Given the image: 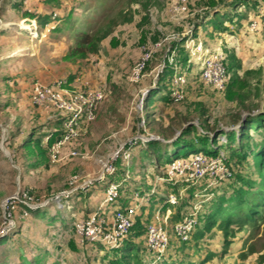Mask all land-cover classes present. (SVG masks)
Segmentation results:
<instances>
[{"label": "rangeland", "instance_id": "1", "mask_svg": "<svg viewBox=\"0 0 264 264\" xmlns=\"http://www.w3.org/2000/svg\"><path fill=\"white\" fill-rule=\"evenodd\" d=\"M176 2L0 0V238L11 235L7 243L0 245V264H23L24 258L31 262L40 258L41 264H111L113 261L264 264V208H259L264 206V195H260L264 190V168L261 169L260 160L250 152L240 163L235 155L237 143L231 144L234 152L220 148L221 155L217 157L228 169L230 160L228 165L233 166L234 173L229 181H204L206 184L203 182L199 190L176 186L168 194L180 197L178 206L167 205L168 194L159 188L154 195L147 196L155 185L152 179L165 177V168L154 165L160 153H165L170 161L176 158L189 161L195 154L212 149L211 141L194 154L188 155L182 150L178 157L173 155L176 147L171 143L189 125L197 126L198 130L184 134V140L200 147L198 139L209 136L216 137V144L223 145L230 131L240 130L245 118L264 112V0H187L184 4L187 9L180 15L172 11ZM235 10L243 17L234 16ZM216 11L222 18L218 22L230 16L237 18L238 23L226 22L223 25L226 30L218 27V22L211 24ZM39 16L48 17L46 25L36 20ZM130 16L133 20L129 22ZM69 18L80 32L95 33L98 37L107 34L98 52L68 59L77 34L64 26ZM250 20L260 23L255 30L246 29ZM23 47L25 52L12 57ZM144 49L152 50L153 55L136 80L134 76ZM217 54L224 58L232 80L231 89L226 86L228 82L224 88H218L201 78L203 61ZM179 77L186 81L181 88L183 98L179 102L171 98L169 102L168 94ZM58 78L68 81L67 88L76 89L72 92H84L88 88L101 90L104 99L95 120L76 140L64 146L60 162L50 161L31 171L27 163H35L37 156L28 158L26 140L34 137V142L42 141V147L47 149L49 136L55 130L60 136L62 130L53 112L33 105V86L50 84ZM245 78L249 84L243 88ZM152 90L160 92L146 110V97ZM242 101L249 109L241 106ZM250 135L253 137L248 143L251 150L262 135L255 130ZM153 140L164 144L153 149L149 145ZM119 149L114 176L106 174L103 178V164ZM71 150L77 156H67ZM161 163L170 165L166 161ZM242 179L250 185H245ZM112 184L119 185L118 195L125 187L133 189L130 191L135 194H140L144 187L140 196L146 198L147 205L143 212L142 206L138 209L141 215L138 220L148 221L143 226H134L133 233H129L128 243L135 247L136 258L125 257L130 249L127 243L122 250H110L102 244L89 243L76 232V225L86 219L89 211L90 215L98 212L111 218L118 207L105 204L104 200ZM241 186L251 192V206L244 217L238 212L237 202L230 199L235 188ZM22 191H25L23 198ZM129 195L126 192L124 197ZM12 197L20 201L28 198L34 202H28L31 207L45 209L24 213L19 201L13 206L6 205ZM93 201H96L94 206ZM129 204L136 205V198L130 197L123 207ZM194 205L201 208L192 237L185 242L177 237L174 227L183 216L191 217ZM157 210L164 215L171 211L168 254L161 259H154L146 246V227ZM37 212L40 213L36 215ZM57 213L59 220L53 221ZM229 218L233 219L232 223L225 224ZM209 219L215 223L203 238H197L194 232L205 230Z\"/></svg>", "mask_w": 264, "mask_h": 264}, {"label": "built area", "instance_id": "2", "mask_svg": "<svg viewBox=\"0 0 264 264\" xmlns=\"http://www.w3.org/2000/svg\"><path fill=\"white\" fill-rule=\"evenodd\" d=\"M186 2L187 0H177L172 11L176 15L182 14L187 9L184 5ZM257 26L256 22H252L250 29L255 30ZM159 45L156 44V46ZM152 55V50H143L142 62L138 65V70L134 76L136 80L146 68ZM202 78L205 82L215 87H225L228 76L224 58L221 54L208 57L203 61ZM185 82L184 79L179 77L175 82L176 84L174 83L175 91L172 94V98L176 102L181 101L183 98V89L181 88L184 87ZM176 85L178 86L177 88ZM68 86V81L62 78H58L50 84L35 83L33 86V105L41 110L53 112L61 119L62 132L58 141L51 149L53 163H58L62 160L64 146L76 140L83 133L84 128L95 120L98 106L104 99V93L101 90L88 88L87 91L76 93L72 92L76 89H69L67 88ZM120 151L121 149L115 151L106 163L103 164V178L106 174L112 175L115 172V160L118 158ZM67 156H77V152L71 150ZM188 160L177 159L172 161L167 167L165 177L157 178L156 184L151 189L150 194L146 193L147 196L154 195L157 192L158 183L175 186L179 182H184L188 185H195L203 180L216 183L231 177L230 170L221 163V158H213L206 153H199L188 158ZM118 188L119 185L116 184L109 186L104 200L105 204H111L116 201L119 196ZM135 198L136 205L129 204L128 207L119 206L113 212L111 218L98 212L91 214L87 219L82 220L76 225L77 234L91 244H102L110 250L119 248L135 226V217L138 214V209L145 204L146 198L141 197L140 194L137 193ZM179 200L180 197H176L173 193H170L167 196L166 203L177 205ZM17 201L20 200L12 197L6 201V205L13 206ZM103 205H101V208H103ZM200 208L201 206L195 207V212L190 214L191 217L195 218L190 219L191 217H185L175 225L174 230L179 239L185 242L191 239L194 223H196ZM170 214V210H168L166 215L162 214L160 210L155 211L152 220H150L146 227L147 251L153 255L154 259H161L167 253L170 244V235L168 233ZM1 234L5 235L4 232Z\"/></svg>", "mask_w": 264, "mask_h": 264}, {"label": "trees", "instance_id": "3", "mask_svg": "<svg viewBox=\"0 0 264 264\" xmlns=\"http://www.w3.org/2000/svg\"><path fill=\"white\" fill-rule=\"evenodd\" d=\"M245 3H247L246 1H245ZM241 4H243V3H240V5ZM213 7V6H212ZM219 10V9H218ZM219 12L221 13L222 11L221 10H219ZM219 12H218V14H217V11L215 12L216 13V15H215V19L211 22V24H215L216 22H218V20H221L222 21V18L220 17V15H219ZM233 14H235L234 16H241V17H243V15L241 14V13H239V11H237L236 12V10L234 11V13ZM229 17V18H228ZM36 18V20L38 19V21L40 22V24L42 25V26H44V25H46V23L48 22V17L46 16L45 18H43V19H41V17L39 16V17H35ZM129 18V17H128ZM127 18V19H128ZM41 19V20H40ZM53 19V18H52ZM129 20V22L130 21H132L133 19H132V17L130 16V18L128 19ZM38 21H36V22H38ZM70 18L65 22V27H68V28H70L73 32H75V33H77L76 34V39H75V46L73 47V49L69 52V55H68V59H71V58H74V57H85L86 55H88V54H93V53H96V52H98V50H99V47H100V44H101V42H102V40L107 36V34H105L104 36H102V37H98V36H96L95 35V33L94 34H89V33H83V32H80L79 30H77L76 28H74V25L73 24H71L70 23ZM230 22V24H232V25H234V24H237L238 22V19L237 18H233V17H230V16H227V20L226 21H223L224 22V24H223V22H218L217 24H218V27H221L223 30H226V27L224 26L223 27V25H225L226 24V22ZM239 23H240V21H239ZM222 24V25H221ZM63 29V28H62ZM144 40H145V38L143 37L142 38V43H144ZM235 60V59H234ZM202 70V69H201ZM228 70V69H227ZM227 74H228V83H227V87L229 88L230 87V89L232 88V80H231V76H229V72L227 71ZM201 78H202V73H201ZM248 78V77H247ZM247 78H245L244 79V84H245V86H243V88H246V86L249 84V79H247ZM241 81L243 80V78H241L240 79ZM204 82V81H203ZM229 85V86H228ZM173 86H174V88H173V90H172V93L170 92L168 95L170 96V99H167V100H169V102L170 101H172L171 100V94H173V92H174V89H175V84H173ZM226 87V88H227ZM229 89V90H230ZM160 91H154V90H152V91H150L149 92V94H148V96L146 97V101H145V105H146V110H147V108H149V107H151V105H152V103H153V100H154V98L156 97V95L159 93ZM172 99H174V98H172ZM241 103V106L243 107V108H245V109H249V107L246 105V103L245 102H240ZM258 114H260V113H258ZM258 114H255L253 117H247V118H245V120L243 121V122H241V127H240V130H236V131H230V133L228 134V139H227V141L225 142V143H223V145H219V144H216V142L218 141V139L216 138V137H213V138H210L209 136H203V137H201L200 139H198L199 140V144H201L200 145V147H197L194 143H193V141H186V140H184L183 139V136H184V134H190L193 130H198L197 128V126H195V125H189L184 131H183V133H182V135H181V137L180 138H178V139H176V140H174L171 144H172V146H175L176 147V149L174 150L175 152L173 153V155L175 156V157H178L179 155H180V152L182 151V150H184L188 155H190V154H194V152L195 151H197V150H202L205 146H208V145H210V142H211V146H212V149L210 150V151H208V152H206V154L207 155H209L210 157H213V158H217V157H219L220 155H221V151L220 150H222V149H220V148H223V149H225V150H227V149H232L231 151L232 152H234V149H233V146L231 145L232 144V142H235V143H237V149L235 150V152H236V156L238 157V161L241 163V161L243 160V159H245V158H247L248 156H249V153L248 152H250L251 153V155L254 157V158H258L260 161H259V165H260V167H261V169L262 168H264V112H263V114H260V115H258ZM57 118V124H58V126L60 127V130H61V126H62V123H61V119L60 118H58V117H56ZM260 120H262L261 122H259ZM257 122H259V123H257ZM201 128V127H200ZM202 129V128H201ZM253 130H255L256 132H259V133H261V137L260 138H258V141L257 142H255L254 144H253V149H249V145H248V143L249 142H251L252 140H253V137L250 135V132H252ZM56 132L55 133H53L52 135H50L49 137V139H48V142H47V149H44L43 147H42V141H33V140H35V139H32V138H34V137H29L27 140H26V144L24 145V147L26 148V150L27 151H29V153H28V158H31V157H35V156H37V160H36V162L35 163H30V161L27 163V164H29L28 165V168L29 169H31V171L32 170H34V169H36V167H39V168H42V167H44V165H46V163H49L50 161L52 162V157H51V154H49V152H51V149H52V146H53V144L56 142V139L58 138V131L57 130H55ZM61 132H62V130H61ZM223 133V132H222ZM221 133V134H222ZM225 133V132H224ZM223 133V134H224ZM238 133H240V134H238ZM60 134V133H59ZM217 134V133H216ZM215 134V135H216ZM222 134V135H223ZM61 135V134H60ZM239 137V138H237V137ZM60 137V136H59ZM234 139H235V141H234ZM33 141V143H31V144H27V142H29V141ZM197 141V140H196ZM213 143H215L216 145H213ZM164 143L163 142H161V141H156V140H153V141H150L149 142V145L153 148V149H155V147H153V146H161V145H163ZM220 144H222V143H220ZM48 150V151H47ZM249 150V151H248ZM225 153V152H224ZM150 157H152V155L150 156ZM225 157H226V159H227V156H226V154H225ZM170 159V158H169ZM168 159V157H167V155L165 154V153H160V155H159V157H157L156 158V161H155V166L156 167H159L158 169H164L165 168V174H166V171H167V164L165 165V166H162V163L161 162H171V161H173V160H175V159H172L171 161ZM176 159H178V158H176ZM49 160V161H48ZM229 162H227V166L229 167V169H230V172H232L231 173V177H229L228 179H225L226 181H229L231 178H233V173H234V168H233V166H231V165H228L229 163H230V160H228ZM53 163V162H52ZM234 165H235V167L238 169L239 168V166H238V164H235L234 163ZM263 173H264V171H263ZM118 175V174H117ZM112 176H114V175H112ZM157 177L158 176H155L152 180H154V183L156 184V181H157ZM263 177H264V175H263ZM151 180V181H152ZM204 181H206V183H208L207 182V180H203V181H201V182H199V183H197V184H195V185H188L187 183H184V182H179L177 185H175V186H172V185H168V184H166V185H164V184H157V187L161 190V192H166L167 194L169 193V192H173V191H175L176 189L174 188V187H176V186H180V187H183V189L185 188V187H188V188H193V190H199L198 188H199V186H201L202 184H203V182ZM224 181V180H223ZM225 181V182H226ZM242 181H243V183L246 185V184H248V185H250V183H249V181L248 180H246V179H242ZM205 183V182H204ZM205 183V184H206ZM242 183V184H243ZM244 187V186H243ZM242 186L241 187H238L237 189L235 188V190L233 191V194L231 195V197H230V199H231V201L232 202H237V209H238V212L239 213H241L242 214V217H244V213L246 212V211H249V208H250V204H249V200H250V195H251V192L249 191V190H247V189H244ZM187 188V189H188ZM138 189V188H137ZM136 189V190H137ZM130 190H133V189H127V187H125L124 189H122L121 190V192H120V194H119V196H118V198L116 199V201H114L113 203H112V205H115V206H117V207H119V206H123V204H124V202H126L127 200H129L130 199V197H132V199H134V197H135V193L133 192V191H130ZM142 191H144V187H142L141 188V192ZM27 192V191H26ZM126 192H128L130 195L129 196H127V197H124L125 195H126ZM141 192H140V194H141ZM28 193V195L30 196V197H32L30 194H29V192H27ZM21 197L23 198L24 197V195H25V191H22L21 193ZM139 194V193H138ZM169 195V194H168ZM260 195H264V190H262V191H260ZM21 198V199H22ZM124 200V202L123 203H121L120 202V200ZM167 200V199H166ZM28 202H30V203H34V202H31L28 198H26V199H22V201H19V205L20 206H22V210L24 211V213H28V212H31V213H33V212H36V211H41V210H44L45 208L44 207H40V208H33V207H30L29 205H28ZM147 204H144V206H142V212H143V210L146 208L145 206H146ZM167 205H169L170 206V204H167ZM179 205V204H178ZM177 205V206H178ZM196 205H194V207H195ZM259 208H264V206L262 205V206H260ZM221 211H223L224 210V208H222L221 207V209H220ZM234 210V209H233ZM60 212V211H59ZM192 211H190L189 213H191ZM226 211H224V212H222V213H220V214H218V216H220V215H222L223 213H225ZM38 213H40V212H37L36 213V215H38ZM90 213H91V211H89L88 213H87V215H86V219L89 217V215H90ZM188 213V214H189ZM256 213H257V211L255 210V213L252 215V219L255 221L256 219ZM59 214L57 213L56 214V217H52V219H53V221H55V220H59ZM141 215L140 214H137V216L135 217V221H136V223H135V227H137L138 226V224H139V227L140 226H143L144 224H145V222L146 221H148V220H146L147 218H149V214L147 215V217H145V222H143L142 220H141V218H140V221L138 220V218L140 217ZM142 216L144 217V215L142 214ZM187 216V215H186ZM247 216V215H246ZM45 216L43 215V217L42 218H44ZM185 217L183 216V218L182 219H184ZM199 218H200V214H199ZM217 218V217H216ZM239 218H237V220H238ZM232 221H233V219H225V224H231L232 223ZM64 222V221H63ZM206 222H207V220H206ZM215 223V221H214V219H209L208 220V222L207 223H205V227H206V229L205 230H201V231H198L197 233H195L194 232V234H197L196 235V237L197 238H203L206 234V232L211 228V226H212V224H214ZM135 227L133 228V229H131V233H133L132 231L135 229ZM145 227H146V225H145ZM131 233H130V235H131ZM8 235V234H7ZM5 235V236H3V237H1L0 238V245H3V244H5V243H7V241L9 240V238L11 237V235ZM130 235H128V237L122 242V244L120 245V247H119V249L118 250H122L123 249V247H124V244H126L127 243V245H130V249L129 250H131V251H126V252H129V253H125L126 255H125V257L126 258H136V256H137V254L138 253H136L135 252V247L133 246V245H131V244H129L128 242H129V237H130ZM134 242V241H133ZM189 242V241H188ZM121 248V249H120ZM134 252L136 253L134 256H131V254H134ZM168 254V253H167ZM24 261H23V264H41V259L40 258H38V259H36L35 260V262H31V261H29V260H27L26 258H24L23 259ZM6 262H7V260H5ZM40 262V263H39ZM111 264H125V263H122V262H120V261H113ZM127 264H129V263H127ZM136 264H141V262L140 261H137V263ZM160 264H164V261L163 262H160ZM168 264H171V263H168ZM173 264V263H172Z\"/></svg>", "mask_w": 264, "mask_h": 264}, {"label": "crops", "instance_id": "4", "mask_svg": "<svg viewBox=\"0 0 264 264\" xmlns=\"http://www.w3.org/2000/svg\"><path fill=\"white\" fill-rule=\"evenodd\" d=\"M252 22L259 23L258 20H250V22H248V25H249V26L247 25V27H246L247 30H248V29L251 30V29H250V25H251ZM249 23H250V24H249ZM259 24H260V23H259ZM259 24H258V25H259ZM2 30H4V29H2ZM159 184H161V183H159ZM157 189H158V187H157ZM160 192H161V190H160ZM95 204H96V201H93V206H94Z\"/></svg>", "mask_w": 264, "mask_h": 264}, {"label": "bare ground", "instance_id": "5", "mask_svg": "<svg viewBox=\"0 0 264 264\" xmlns=\"http://www.w3.org/2000/svg\"><path fill=\"white\" fill-rule=\"evenodd\" d=\"M30 30V29H29ZM26 51V48L25 47H23L22 49H21V51L20 52H18L17 54H14L12 57H15V56H19V55H21L23 52H25Z\"/></svg>", "mask_w": 264, "mask_h": 264}, {"label": "clouds", "instance_id": "6", "mask_svg": "<svg viewBox=\"0 0 264 264\" xmlns=\"http://www.w3.org/2000/svg\"><path fill=\"white\" fill-rule=\"evenodd\" d=\"M257 25H258V23H257ZM251 31H252V30H251ZM175 160H177V159H175ZM173 161H174V160H173ZM171 162H172V161H171ZM171 162H170V163H171Z\"/></svg>", "mask_w": 264, "mask_h": 264}]
</instances>
